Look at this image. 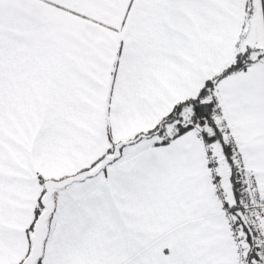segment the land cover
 <instances>
[{
  "label": "snow or ice",
  "instance_id": "obj_1",
  "mask_svg": "<svg viewBox=\"0 0 264 264\" xmlns=\"http://www.w3.org/2000/svg\"><path fill=\"white\" fill-rule=\"evenodd\" d=\"M0 264H264V0H0Z\"/></svg>",
  "mask_w": 264,
  "mask_h": 264
}]
</instances>
